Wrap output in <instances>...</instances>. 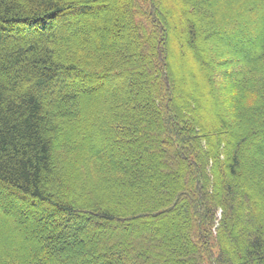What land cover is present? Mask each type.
Segmentation results:
<instances>
[{
  "label": "trees",
  "instance_id": "trees-1",
  "mask_svg": "<svg viewBox=\"0 0 264 264\" xmlns=\"http://www.w3.org/2000/svg\"><path fill=\"white\" fill-rule=\"evenodd\" d=\"M0 264H264V0H0Z\"/></svg>",
  "mask_w": 264,
  "mask_h": 264
},
{
  "label": "rangeland",
  "instance_id": "rangeland-1",
  "mask_svg": "<svg viewBox=\"0 0 264 264\" xmlns=\"http://www.w3.org/2000/svg\"><path fill=\"white\" fill-rule=\"evenodd\" d=\"M211 46H213L214 48L217 47L215 38H212V39L209 38V40H205L204 42H202V47H204L206 49H208ZM216 55H218V56L220 55L221 56V55H225V54H224V51H220V52L218 51ZM234 57H235V55H234ZM223 68L224 67H221V69H219L220 71H218V72L219 73L223 72V70H224ZM198 91H200V89Z\"/></svg>",
  "mask_w": 264,
  "mask_h": 264
}]
</instances>
